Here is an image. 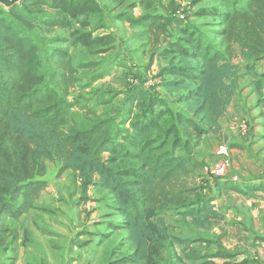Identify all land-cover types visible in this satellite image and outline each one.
Returning a JSON list of instances; mask_svg holds the SVG:
<instances>
[{"label":"trees","instance_id":"trees-1","mask_svg":"<svg viewBox=\"0 0 264 264\" xmlns=\"http://www.w3.org/2000/svg\"><path fill=\"white\" fill-rule=\"evenodd\" d=\"M28 1L23 0L5 12L28 22L19 12ZM111 1L115 11L116 6L120 8L128 2ZM220 1L222 8L215 15L223 25L216 31L222 48L207 43L200 30L195 31L197 26L183 27L182 22L188 24V20H175L177 28L172 31L180 30L179 38L167 49L165 56L169 62L162 74L168 76L164 83L167 93L180 92L176 103L182 104L181 110L156 109L159 101L144 86L135 90L139 95L128 96L130 110L134 108V112L131 110L122 118V125L115 126L113 117H102L84 129L70 117L76 68L63 45L71 41L93 46L99 41L110 42L112 34L99 36L89 30L72 33L71 37L58 35L50 38L47 45L42 40L32 41L16 24L0 17V219L19 218L35 207L48 186L46 161L56 160L61 165L58 176L72 170L81 178L84 198L91 184L110 191L112 201L107 205L112 212L105 227L124 233L116 232L120 238H114L116 244L108 263L162 264L169 246H189L191 239L170 233L171 225L165 217L170 208L201 232L213 229L224 214L212 204L216 195L210 192L209 183L218 185L223 178H206L202 185L195 186H186L182 178L190 174L192 154L201 139L208 134L224 133L221 119L233 103L243 62L245 75L252 78L259 102L264 103V72L257 70L258 62L264 59V0ZM37 2L58 12L48 21L42 18L38 23L50 34L55 28H71L69 21L79 16L109 14L99 0ZM30 5L33 10L38 8V4ZM135 5L127 4L129 8ZM116 14L133 25L153 17L149 14L137 19L129 10ZM197 15L211 14L202 9ZM106 19L99 26L105 25ZM172 21L168 19L163 27L168 30ZM86 36L89 38L85 39ZM184 36H188L189 45L182 44ZM177 52L192 59L183 58L186 64L177 65L173 58ZM49 64L55 65L49 72L52 82L44 83L48 73L42 68L48 69ZM126 125L128 129L124 128ZM231 188L243 191L237 185ZM113 257L119 259L114 261Z\"/></svg>","mask_w":264,"mask_h":264},{"label":"rangeland","instance_id":"rangeland-1","mask_svg":"<svg viewBox=\"0 0 264 264\" xmlns=\"http://www.w3.org/2000/svg\"><path fill=\"white\" fill-rule=\"evenodd\" d=\"M101 1L108 2L107 0ZM127 1L126 4L120 5V8L116 6V11L129 10L131 15L134 16V9H137L139 5L129 8L127 4H131V1L137 2L138 4L140 3V5L145 6V8L140 6L142 12L145 13L148 9L152 14L158 15L156 16L159 18L158 21L164 20L167 23L168 19L174 20L168 25L170 30L177 28V22L175 20H177L178 17L185 21L188 20V24L182 22L183 27L192 24L197 26L195 31L197 29L200 30L199 33H201V36L207 43L215 48H222V46L219 45L220 38L216 31L223 28V25L220 21V17L215 15L217 12L216 10L222 8L220 0ZM30 4H38V8L33 10L29 7L31 6ZM1 6L0 17H5L7 22L16 24L22 32L31 36L32 41L38 42L42 40L45 44L47 43V45L49 44L50 38H55L58 35L71 37L72 33L89 32V30L94 34V30L101 25L107 17L106 21L109 19L112 20L114 16V13L108 14V16L107 14L91 17L89 15L79 16L71 21L66 20V22L69 21V23L72 24L71 28L58 29L54 27V33L50 34L49 31L41 29L38 23L42 18L48 21L50 18L56 16L58 13L57 10L49 8L48 5L41 6L37 0H29L27 4H22L19 9L20 15H25L26 18L29 19L27 22L21 19V17H14L5 12L7 8L3 5ZM112 8H114V3H111V6L106 4L105 12L108 13ZM202 9L205 13L211 15H197V12ZM122 31L123 33H127L125 25H123ZM178 32L174 31V33H170V44L179 38ZM185 36V41L183 40L182 42L184 46L189 45L187 43L188 36ZM138 37L140 40H145L144 42H147L145 31L140 33ZM88 38L89 36L85 37V39ZM125 41V38H121L119 45L108 48L106 47L110 45L111 39L110 42H96L93 46H84L80 43L75 45L71 43V41L64 43L63 46L70 52L71 64L76 68V73H74L76 83L70 95V100L74 103V107L70 111V117L75 119L77 126L83 129L88 128L93 122L102 117H113L115 118V126L122 125V123H120L123 120L122 118H126L131 110L134 112V108L130 110L132 104H129L128 96L134 93L135 95L138 94V91L135 90L144 86L147 90H150L155 98H157L156 100L159 101L156 109L171 107L173 111L181 110L182 104L176 103L180 96V92L175 91L167 93L164 84H161V90L158 87V83H156L160 82V79L155 78L157 77L155 71L158 72L159 63L145 69L146 63L143 58L149 56L151 53L148 43L147 46L144 47L140 45L137 50L134 49V51L130 53L134 47H130L131 49H129L123 46L122 44L125 43ZM44 49L48 50V47ZM180 51L181 47L179 46V52ZM179 52H177L178 55ZM187 53L191 55L190 51H187ZM178 55H174L173 57L176 59L175 64L177 65H185V59H192L191 57H181V54ZM179 57L182 60H179ZM54 68V64H49L48 69L42 68L43 72L48 73V77L45 79L44 83L52 82L49 72ZM166 78H168V76L164 77V79ZM248 83L249 78L245 75V62H243L240 68L238 90L233 99V111L241 110L240 107L242 105L245 107V86ZM134 84H138L139 87H136ZM236 119L237 120H232V118H226L225 116L222 124L224 133L220 135H205L198 143L194 154H192L190 174L182 178V180H185V183L187 182L186 186L202 185L206 178L207 180L209 177L210 180L212 179L210 176L211 169L222 160L217 151L221 146H226L228 154L226 152L227 156L224 157V160L228 167L233 168V170L229 171V174L237 175V177L245 176V164L247 165V161L250 162L249 165L252 171L260 170L261 165L258 161H262V166H264L263 157L257 156V158H254L255 162L251 158L246 157L245 141L242 140V136L245 135V119H241L240 115H237ZM127 127L128 125H126V127L124 126V128ZM235 133L239 134L241 137L233 136ZM227 138H230V141H227ZM232 143L237 144L231 146L230 144ZM105 155L109 156V154ZM46 162L49 167V171L45 177L48 180V186L41 192L35 207L19 218L13 219L3 216L0 219V264H4L13 255L10 250L11 246H16L21 238L25 241L27 237H32L36 240L46 260L49 259L51 263L61 261L60 253L54 252L52 255L51 250L47 249L48 246L52 245V248L57 251L61 248L60 246L69 243V233L84 232L88 229L95 232V230L100 227L96 224V221L98 218H101L100 215L104 212L102 209L94 210L95 208L101 206L104 210L112 212V209L108 208L105 203L102 202L103 200L95 202L88 197L81 198L83 195L81 186L82 180L76 172L66 170L58 176L57 173L61 166L60 163L56 160H47ZM180 187L184 186L181 184ZM88 193L95 196V198H105L106 202L112 201L110 191L104 190L101 185L97 183L88 186L87 194ZM214 195H216V193H214ZM226 198L228 200L229 196ZM175 212L176 210L170 208L165 213L166 221L171 225L170 232L181 235H183V232H201V230L193 227L189 221L184 222ZM239 213L241 215V213H245V211H239ZM118 217V215H115V218ZM241 220L244 222L241 228H244V218ZM235 221L236 224L238 221ZM230 223L233 224L232 221H230ZM90 224L92 225L90 226ZM235 226L238 227L237 225ZM104 231L124 232L118 228L114 230L105 229ZM16 232H18V234L20 232V235L17 236ZM207 232H214V230L211 229ZM20 262L24 263V259H20Z\"/></svg>","mask_w":264,"mask_h":264},{"label":"crops","instance_id":"crops-1","mask_svg":"<svg viewBox=\"0 0 264 264\" xmlns=\"http://www.w3.org/2000/svg\"><path fill=\"white\" fill-rule=\"evenodd\" d=\"M107 1L99 0L104 10L106 4L111 6L113 3L111 0L110 2ZM130 3L136 4L135 7L139 5L137 9H134V16L131 15L132 17L139 19L149 14L153 17L133 25L128 20L117 17L118 11L112 10V8L108 11L109 14L114 13L112 20L109 19L105 25L97 27L94 30V35L112 34V41L106 48L119 45L121 38H125L126 41L122 45L129 49L134 47L130 53L134 49L137 50L140 45L145 47L148 43L151 53L143 58L146 63L145 69L159 63L158 72L155 71L157 76L155 78L160 79V82L156 83L162 90L160 86L165 83V76L162 72L169 62L165 56L170 46L169 35L174 31L165 29L163 27L165 21H158L159 18L156 17L158 15L152 14L148 9L143 13L140 3L132 1ZM142 7L145 8V6ZM123 25L126 26L127 33H123ZM143 31H145L147 42L138 37ZM257 70L264 72V59L258 62ZM246 77L249 78V83L245 86V107L242 105L241 110L233 111L232 103L225 116L237 120L236 116L240 115L241 119H245V135L242 136V140L245 141V153L247 154L246 157L255 162L254 158L257 156L264 159V103L259 102V95L251 83L252 78L248 75ZM262 91L264 97V85ZM223 118L221 124H223ZM233 136L241 137L236 133ZM229 139L227 138V141H230ZM221 150L227 152L226 146L217 149L220 158L224 159L228 152L227 154L221 153ZM258 162L261 165L260 170L252 171L250 162L247 161L245 176L237 177V175L229 174L233 168L228 167L227 174L218 185L215 182L209 183L211 185L210 192L216 193L212 204L216 210L224 214V217L215 222L212 229L214 232H183V235L170 232L173 235L191 239L192 243L189 246L187 243H174L169 246V249L164 251L162 264H264V166H262V161ZM233 185H237L243 191L232 189L231 186ZM227 196H229L228 200ZM87 197L95 202L103 200L102 202L108 207L105 198H95L90 193L87 194ZM81 198H84L83 195ZM96 209H102L104 212L100 215L101 218L96 221L100 227L95 232L90 229L82 230L84 232H72L69 233V243L60 246L61 248L57 251L52 248V245L47 247L51 250L52 255L54 252L60 253L61 261L51 263L49 259L46 260L36 240L27 237L25 241L22 238L19 239L17 246L10 248L13 255L4 264H112L108 263L110 251L116 244L114 238L118 239L119 235L116 232L104 231L110 212L101 206L94 210ZM239 211H245V213L240 215ZM177 215L180 216L178 212ZM243 218L245 224L244 228H241L242 223H244L241 220ZM235 220L238 221L236 224ZM127 249L130 250V248ZM216 253L220 255H214ZM22 258L24 263L20 262ZM117 259L119 258L115 257L114 261Z\"/></svg>","mask_w":264,"mask_h":264},{"label":"built area","instance_id":"built-area-1","mask_svg":"<svg viewBox=\"0 0 264 264\" xmlns=\"http://www.w3.org/2000/svg\"><path fill=\"white\" fill-rule=\"evenodd\" d=\"M221 153H226V151L221 150ZM228 170V165L224 159L219 161L210 171V176L214 178H224Z\"/></svg>","mask_w":264,"mask_h":264},{"label":"water","instance_id":"water-1","mask_svg":"<svg viewBox=\"0 0 264 264\" xmlns=\"http://www.w3.org/2000/svg\"><path fill=\"white\" fill-rule=\"evenodd\" d=\"M22 1L23 0H0V5L5 6L7 9H11Z\"/></svg>","mask_w":264,"mask_h":264}]
</instances>
